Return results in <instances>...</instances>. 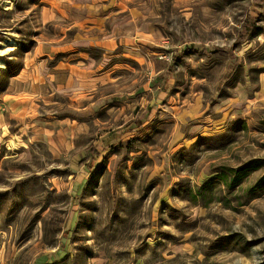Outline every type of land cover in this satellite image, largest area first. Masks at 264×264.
Instances as JSON below:
<instances>
[{
	"label": "rangeland",
	"instance_id": "rangeland-1",
	"mask_svg": "<svg viewBox=\"0 0 264 264\" xmlns=\"http://www.w3.org/2000/svg\"><path fill=\"white\" fill-rule=\"evenodd\" d=\"M0 264H264V0H0Z\"/></svg>",
	"mask_w": 264,
	"mask_h": 264
},
{
	"label": "trees",
	"instance_id": "trees-1",
	"mask_svg": "<svg viewBox=\"0 0 264 264\" xmlns=\"http://www.w3.org/2000/svg\"><path fill=\"white\" fill-rule=\"evenodd\" d=\"M254 4H257V0H254ZM256 6H257V5H256ZM258 6H260V5H258ZM109 138H112V139H113V138H115V135H110ZM106 142H109V141H106ZM91 149H92V151H94L95 153H97V152L95 151V148H94V147H92ZM94 160H95V157H91V160H90V162L88 163V166H89L90 168L93 167Z\"/></svg>",
	"mask_w": 264,
	"mask_h": 264
}]
</instances>
